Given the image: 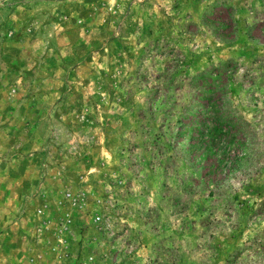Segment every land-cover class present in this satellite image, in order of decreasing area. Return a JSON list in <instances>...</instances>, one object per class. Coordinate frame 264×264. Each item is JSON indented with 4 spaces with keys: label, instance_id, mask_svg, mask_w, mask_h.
<instances>
[{
    "label": "rangeland",
    "instance_id": "1",
    "mask_svg": "<svg viewBox=\"0 0 264 264\" xmlns=\"http://www.w3.org/2000/svg\"><path fill=\"white\" fill-rule=\"evenodd\" d=\"M0 264H264V0H0Z\"/></svg>",
    "mask_w": 264,
    "mask_h": 264
},
{
    "label": "trees",
    "instance_id": "2",
    "mask_svg": "<svg viewBox=\"0 0 264 264\" xmlns=\"http://www.w3.org/2000/svg\"><path fill=\"white\" fill-rule=\"evenodd\" d=\"M230 122H231L230 120L228 121V119H225L224 117H221V118L218 119L217 125L222 127V126H227L229 124V126H230V125H232ZM191 128H194V126H191Z\"/></svg>",
    "mask_w": 264,
    "mask_h": 264
},
{
    "label": "built area",
    "instance_id": "3",
    "mask_svg": "<svg viewBox=\"0 0 264 264\" xmlns=\"http://www.w3.org/2000/svg\"><path fill=\"white\" fill-rule=\"evenodd\" d=\"M98 218H100V217H98Z\"/></svg>",
    "mask_w": 264,
    "mask_h": 264
}]
</instances>
